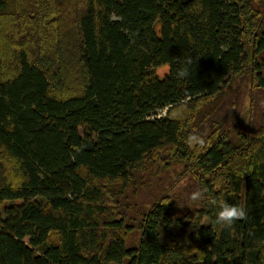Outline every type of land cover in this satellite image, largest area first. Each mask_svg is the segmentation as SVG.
Masks as SVG:
<instances>
[{
  "label": "trees",
  "instance_id": "16d2710c",
  "mask_svg": "<svg viewBox=\"0 0 264 264\" xmlns=\"http://www.w3.org/2000/svg\"><path fill=\"white\" fill-rule=\"evenodd\" d=\"M68 1L0 0V58L27 28L0 80V264H264V0H81L77 89L40 59ZM173 164L199 189L130 200ZM209 199L247 218L222 228Z\"/></svg>",
  "mask_w": 264,
  "mask_h": 264
},
{
  "label": "rangeland",
  "instance_id": "374dc122",
  "mask_svg": "<svg viewBox=\"0 0 264 264\" xmlns=\"http://www.w3.org/2000/svg\"><path fill=\"white\" fill-rule=\"evenodd\" d=\"M81 0H69L66 4L65 8H60L59 11L63 14V16H60V25L59 26H52L49 24V21L46 20L47 25L43 27V30L46 31V35L43 36V49L41 50L42 53H45L47 57H50L54 60V62H50V58L47 57H40L41 60H45L46 63H50L51 75H58L60 73V64L63 61V70L66 68H69L68 75L63 76L62 83H59V80L56 81L55 86L59 87L63 83L68 84V89L73 87H78V84H80V80L77 75H80V66L75 58V49L73 46H71L70 39L74 40V36L76 35V25H75V15H70V17H66L75 7L80 4ZM63 9V11H62ZM42 11H47L48 8L43 7L41 9ZM8 16L4 17V22L7 23V25L4 27V33H11V27L7 22ZM25 25H29L28 21H24ZM159 26L157 25V28ZM18 26H16V29L14 30L15 36L14 41L12 40V36L5 38L4 40V49L2 57L0 58V80L11 77L15 72V59H14V53L15 51L20 48L21 46H15L22 44L23 40H19V33L20 35L24 36V31L27 28H21L22 31L17 32ZM33 33V30L30 31ZM33 52L34 49L32 48ZM36 50V49H35ZM77 50V49H76ZM37 51V50H36ZM35 53V52H34ZM264 58V55H263ZM264 61V60H263ZM62 70V72H63ZM169 71V67L167 65L162 66L157 69V75L162 77ZM56 80V78H55ZM64 81V82H63ZM75 91V90H74ZM162 113V112H161ZM164 114V113H162ZM250 115L246 114L244 115V125L247 126V124L250 122ZM158 167V166H157ZM156 166H152L151 169H148L147 171H144V173H139L136 176L137 183L135 186L131 187L129 190V197L130 200L133 201V203L138 204V206H141L144 201L147 202L150 198L157 195L160 192L167 191L170 194H173L174 189H176L179 193V195L187 194L189 192H192L194 189H199L198 185L194 183H182L177 182L176 180H179V174L181 172V168L177 166L176 164H173L170 168H157ZM141 180H144L143 184L141 183ZM147 181V182H146ZM131 189H134L131 190ZM41 200L42 198L39 197ZM8 204V203H5ZM4 204H0V216L4 217Z\"/></svg>",
  "mask_w": 264,
  "mask_h": 264
},
{
  "label": "clouds",
  "instance_id": "9594fccd",
  "mask_svg": "<svg viewBox=\"0 0 264 264\" xmlns=\"http://www.w3.org/2000/svg\"><path fill=\"white\" fill-rule=\"evenodd\" d=\"M192 63L191 58H187L184 62V66L180 68L176 75L179 79H184L189 76L188 65ZM181 112L177 111L174 113V118L180 117ZM186 143L192 146L203 147L205 140L199 135H190ZM190 199L193 203H200L206 199L205 194L202 191H196L191 194ZM208 203L218 207L219 211L216 213L215 223L220 225L222 228H231L237 221L245 220L247 218L246 209L238 205L229 204L226 201H217L216 199H209Z\"/></svg>",
  "mask_w": 264,
  "mask_h": 264
}]
</instances>
